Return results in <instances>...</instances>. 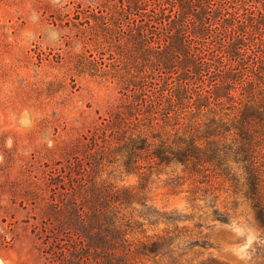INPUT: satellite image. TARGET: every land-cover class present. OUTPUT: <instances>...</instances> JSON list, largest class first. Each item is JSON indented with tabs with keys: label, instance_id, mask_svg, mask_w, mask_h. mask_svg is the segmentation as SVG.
Wrapping results in <instances>:
<instances>
[{
	"label": "rangeland",
	"instance_id": "rangeland-1",
	"mask_svg": "<svg viewBox=\"0 0 264 264\" xmlns=\"http://www.w3.org/2000/svg\"><path fill=\"white\" fill-rule=\"evenodd\" d=\"M151 4L129 16L123 0H0V264H71L76 225L87 221L95 200L84 193L91 182L109 191L140 186L120 153L95 169L103 145L94 141L133 103L129 80L144 78L149 95L164 81L157 71L137 69L134 37L166 32L153 28ZM172 175L181 169L150 178L149 205L193 216L179 227L210 246L189 258L264 264V231L246 199L222 181L210 190L186 182L173 192ZM193 190L198 208L190 202ZM207 193L230 216L228 224L210 217ZM138 209L121 208L134 217Z\"/></svg>",
	"mask_w": 264,
	"mask_h": 264
},
{
	"label": "trees",
	"instance_id": "trees-1",
	"mask_svg": "<svg viewBox=\"0 0 264 264\" xmlns=\"http://www.w3.org/2000/svg\"><path fill=\"white\" fill-rule=\"evenodd\" d=\"M149 1L153 28L166 32L150 30L149 40L141 30L134 37L137 69L157 71L164 81L149 95L144 78L129 80L133 103L94 141L103 145L95 169L120 153L127 173L141 183L109 191L91 182L84 190L95 200L87 221L76 225L71 264H224L189 258L196 248L210 246L179 227L193 216L149 205L147 183L165 169H181L182 175L167 182L173 192L186 182L195 189L229 183L264 231V0H123V5L131 16ZM197 193L191 192L190 202L198 208ZM207 195L210 217L228 224L230 216ZM133 206L139 207L138 218L122 213V207Z\"/></svg>",
	"mask_w": 264,
	"mask_h": 264
}]
</instances>
